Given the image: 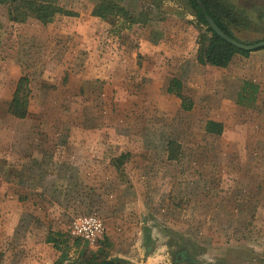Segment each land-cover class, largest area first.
Returning <instances> with one entry per match:
<instances>
[{
	"label": "rangeland",
	"instance_id": "rangeland-1",
	"mask_svg": "<svg viewBox=\"0 0 264 264\" xmlns=\"http://www.w3.org/2000/svg\"><path fill=\"white\" fill-rule=\"evenodd\" d=\"M99 1L60 0L76 14L44 24L0 4V264H53L50 232L62 264H264V49L201 65L185 0H121L149 13L133 25L93 16Z\"/></svg>",
	"mask_w": 264,
	"mask_h": 264
},
{
	"label": "trees",
	"instance_id": "trees-1",
	"mask_svg": "<svg viewBox=\"0 0 264 264\" xmlns=\"http://www.w3.org/2000/svg\"><path fill=\"white\" fill-rule=\"evenodd\" d=\"M185 0L195 16L197 23L204 29L196 38L197 49L195 61L201 65L225 67L235 54L247 56L251 51L239 49L221 37L209 26L206 16L213 19L216 25L228 36L245 44H252L264 39V6L251 3L248 7H241L236 0ZM0 4L7 5L8 15L14 21H25L33 18L44 24L49 22L55 15H75L76 12L66 9L60 4V0H0ZM91 14L109 24H115L119 19H124L128 25L143 23L148 18L146 10H132L121 0H100L96 3ZM249 32L255 35L253 39H243L237 34ZM264 49V47L259 48ZM255 49V50H259ZM254 51V50H253ZM245 88V85H244ZM168 91L181 99L182 108H189L190 102L183 96L180 90V81L177 78L170 79ZM28 79L26 76L18 78L8 103L7 112L16 118H25L28 115ZM223 127L220 122L209 120L205 125V132L211 135H220ZM125 155L114 158V164L118 166ZM58 232H50L46 241L61 250V255L53 264H62L66 256L65 248L57 239ZM78 243V241L75 240ZM76 243V244H77ZM1 257V253H0ZM76 264H123L117 260H106L101 255L82 253Z\"/></svg>",
	"mask_w": 264,
	"mask_h": 264
},
{
	"label": "water",
	"instance_id": "water-1",
	"mask_svg": "<svg viewBox=\"0 0 264 264\" xmlns=\"http://www.w3.org/2000/svg\"><path fill=\"white\" fill-rule=\"evenodd\" d=\"M198 3L201 4V2L198 0ZM206 21L208 23V26L222 39H224L225 41H227L228 43H230L231 45L239 48V49H243L246 51H253L255 49H259L264 47V39L263 40H259L255 43L252 44H245L242 42L237 41L236 39L228 36L227 34H225L217 25L216 23L213 21V19L209 16H206Z\"/></svg>",
	"mask_w": 264,
	"mask_h": 264
},
{
	"label": "built area",
	"instance_id": "built-area-1",
	"mask_svg": "<svg viewBox=\"0 0 264 264\" xmlns=\"http://www.w3.org/2000/svg\"><path fill=\"white\" fill-rule=\"evenodd\" d=\"M100 224L98 222L93 221L91 227L88 229V233H92L94 230L99 229Z\"/></svg>",
	"mask_w": 264,
	"mask_h": 264
},
{
	"label": "crops",
	"instance_id": "crops-1",
	"mask_svg": "<svg viewBox=\"0 0 264 264\" xmlns=\"http://www.w3.org/2000/svg\"><path fill=\"white\" fill-rule=\"evenodd\" d=\"M262 50V49H261ZM255 52H257V51H255ZM259 52V51H258ZM255 54V53H254ZM256 55L257 56H263L264 55V52L262 51V52H260V53H256Z\"/></svg>",
	"mask_w": 264,
	"mask_h": 264
}]
</instances>
